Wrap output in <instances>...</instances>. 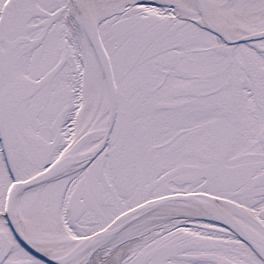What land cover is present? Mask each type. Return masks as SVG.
<instances>
[{
  "label": "snow or ice",
  "instance_id": "obj_1",
  "mask_svg": "<svg viewBox=\"0 0 264 264\" xmlns=\"http://www.w3.org/2000/svg\"><path fill=\"white\" fill-rule=\"evenodd\" d=\"M0 264H264V0H0Z\"/></svg>",
  "mask_w": 264,
  "mask_h": 264
}]
</instances>
